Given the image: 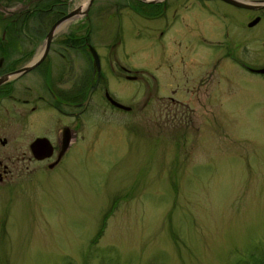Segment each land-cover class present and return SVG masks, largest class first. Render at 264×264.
Listing matches in <instances>:
<instances>
[{"label": "rangeland", "instance_id": "374dc122", "mask_svg": "<svg viewBox=\"0 0 264 264\" xmlns=\"http://www.w3.org/2000/svg\"><path fill=\"white\" fill-rule=\"evenodd\" d=\"M158 1L92 0L86 16L54 33L58 40L87 28L102 85L79 120L81 138L58 165L8 163L0 264L264 259V75L243 68L264 66V19L248 26L254 10L220 0ZM83 2L70 0L67 10ZM51 56L56 74L90 73L85 61ZM112 59L135 78L125 79ZM103 87L130 109L110 107ZM12 104V113L0 110L11 153L35 134L75 126L49 106L27 112Z\"/></svg>", "mask_w": 264, "mask_h": 264}, {"label": "flooded vegetation", "instance_id": "af4514ba", "mask_svg": "<svg viewBox=\"0 0 264 264\" xmlns=\"http://www.w3.org/2000/svg\"><path fill=\"white\" fill-rule=\"evenodd\" d=\"M145 4L153 6L158 5V2H145ZM67 5L68 2L65 0H0V10L5 12V16H0L2 21L0 32V110L8 112L7 114L12 113L14 104L11 107L6 106L7 100L12 99V101L21 104L24 111L34 112L43 106H49L61 115L76 121L72 128H69V123L59 125L58 131L55 135L53 133V137L47 134H35L27 142L26 148L18 153H11L9 149H3L7 144V135L5 129H0V181L11 174V168H8V163L11 160L28 162L49 160L46 166L50 169L58 165L70 145L81 138L79 120L87 117L93 94L102 85L101 70L99 69L96 85L84 103L92 65L91 54L88 50L87 28L84 29V33L68 30L63 34V38L58 40H53L52 36L45 47V36L48 29L68 11ZM252 12H256L253 17L258 18L257 22L260 18L264 19V7ZM146 17L150 19L152 15ZM261 32L264 37V30ZM159 35H162L161 31ZM91 46L95 50L99 64H101L100 53L92 44ZM51 54L68 63L85 61L90 73L89 71L86 74L82 73L79 79L75 72L72 73L74 78L72 75L64 77L60 69L56 74L53 67L55 62L52 60ZM112 60L115 61L125 79L135 76L126 66L119 64L115 59ZM108 64L112 66L111 62ZM243 68L253 73L248 66ZM33 81H36V87H33ZM63 84L64 86H62ZM102 89L107 104L114 107L105 97L106 87ZM18 115H20L19 112ZM83 137L85 139L86 135L83 134ZM36 138H45L50 144L52 151L49 156L36 157L39 154L37 149L32 151L30 148V143ZM61 144H66V146L64 145L65 147L60 149ZM53 162L54 164L50 166Z\"/></svg>", "mask_w": 264, "mask_h": 264}, {"label": "water", "instance_id": "95a60500", "mask_svg": "<svg viewBox=\"0 0 264 264\" xmlns=\"http://www.w3.org/2000/svg\"><path fill=\"white\" fill-rule=\"evenodd\" d=\"M142 2H147V3H154L157 2L158 0H140ZM224 3L230 4L232 6L235 7H239V8H243V9H251V10H257L261 7H264V0H220ZM92 2V0H87V3L85 4V6L83 8H79V6L77 7H73L70 11L66 12L64 15H62L60 18H58L48 29L46 36H45V47L47 46V44L49 43L53 33L56 31V28L58 27L59 24H61L63 21L70 19L76 15H86L88 7L90 5V3ZM258 18L255 17L252 21H250L247 25L251 26L252 24H254L255 22H257ZM88 50L91 54V58H92V75H93V79H91L89 86H88V90L86 93V98L84 100V103L87 101L90 93L92 92V90L94 89V86L96 84L97 78L99 76V62H98V58L97 55L94 51V49L92 48V46L88 45ZM250 71L254 72V73H258V74H264V67H259V68H250ZM128 79H132L134 78V76H129L127 77ZM105 97L108 100V102L113 105L116 108H120L123 110H129L130 107L123 105L117 101H115L114 99H112L108 93L105 91ZM66 144H61L59 146L60 149H63ZM30 148L33 151L34 149H37L38 153L37 154V158H42V157H47L51 154L52 151V147L50 146V144L47 142V140L45 138H36L35 140H33L30 143ZM36 154V153H35ZM54 162L51 165H53Z\"/></svg>", "mask_w": 264, "mask_h": 264}, {"label": "trees", "instance_id": "16d2710c", "mask_svg": "<svg viewBox=\"0 0 264 264\" xmlns=\"http://www.w3.org/2000/svg\"><path fill=\"white\" fill-rule=\"evenodd\" d=\"M27 25V24H25ZM24 25V26H25ZM25 30H26V26H25ZM63 38V37H62ZM61 38V39H62ZM116 199H114L115 201ZM113 204L109 207V209L102 215V219H101V223H100V227H99V230L96 232L94 238H93V242L97 239V237L101 234L102 230H103V227H104V224H105V220L107 218V216L109 215V212L113 210ZM101 231V232H100ZM91 242V241H90ZM252 262L254 263V261L252 260ZM255 264H264V259L259 257V258H256V261H255Z\"/></svg>", "mask_w": 264, "mask_h": 264}, {"label": "bare ground", "instance_id": "6f19581e", "mask_svg": "<svg viewBox=\"0 0 264 264\" xmlns=\"http://www.w3.org/2000/svg\"><path fill=\"white\" fill-rule=\"evenodd\" d=\"M86 3H87V0H85V3L83 2L82 4H80V5H79V8H80V7L83 8V7L85 6ZM77 16H79V15H76V16H74V17H72V18L74 19V18L77 17ZM70 19H71V18H70ZM70 19H67V20H65L64 23L59 24L58 27L56 28V30L60 29V28L62 27V25L64 26V24H66L67 22H69ZM70 21H71V20H70ZM61 29H62V28H61Z\"/></svg>", "mask_w": 264, "mask_h": 264}]
</instances>
